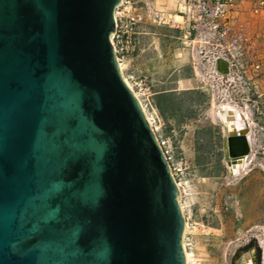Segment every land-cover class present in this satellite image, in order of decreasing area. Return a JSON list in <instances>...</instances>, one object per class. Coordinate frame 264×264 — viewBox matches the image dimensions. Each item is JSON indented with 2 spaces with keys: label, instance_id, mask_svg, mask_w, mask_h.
<instances>
[{
  "label": "water",
  "instance_id": "95a60500",
  "mask_svg": "<svg viewBox=\"0 0 264 264\" xmlns=\"http://www.w3.org/2000/svg\"><path fill=\"white\" fill-rule=\"evenodd\" d=\"M119 2L0 0V264H186L177 181L111 43ZM239 120L219 122L229 173L251 153Z\"/></svg>",
  "mask_w": 264,
  "mask_h": 264
},
{
  "label": "rangeland",
  "instance_id": "374dc122",
  "mask_svg": "<svg viewBox=\"0 0 264 264\" xmlns=\"http://www.w3.org/2000/svg\"><path fill=\"white\" fill-rule=\"evenodd\" d=\"M183 32L179 27L142 25L139 50L122 59L123 75L151 118L158 140L169 151L168 161L180 186L179 202L186 218L183 240L190 261L235 264L251 252L255 264H264V107L254 101L252 91L234 72H221ZM136 62L138 66L133 65ZM182 78H191L185 89L205 91L208 99L194 118L177 123L161 115L186 114L161 113L155 107L158 93L153 90L166 86L180 91L174 88ZM149 81L156 84L155 89L147 87ZM223 103L237 105L252 120L248 165L237 175L229 173L225 163L223 124L216 115ZM201 130L207 136L203 140ZM203 143L211 148L210 156L201 151Z\"/></svg>",
  "mask_w": 264,
  "mask_h": 264
},
{
  "label": "built area",
  "instance_id": "2783aa9c",
  "mask_svg": "<svg viewBox=\"0 0 264 264\" xmlns=\"http://www.w3.org/2000/svg\"><path fill=\"white\" fill-rule=\"evenodd\" d=\"M114 18L110 39L119 66L139 50L142 25L179 27L199 44L200 54L217 68L223 62L226 69L219 70L234 72L264 107V0H120Z\"/></svg>",
  "mask_w": 264,
  "mask_h": 264
},
{
  "label": "trees",
  "instance_id": "16d2710c",
  "mask_svg": "<svg viewBox=\"0 0 264 264\" xmlns=\"http://www.w3.org/2000/svg\"><path fill=\"white\" fill-rule=\"evenodd\" d=\"M195 94L196 97H192ZM208 96L205 91L200 89H184L180 91H168L158 93L156 95L155 107L161 112L165 111H178L186 115H161L163 118H173L177 123L182 122L188 118H194L196 116L197 109H199L205 102H207ZM194 104L196 107H194ZM202 140L207 138L204 134V130H201ZM201 151L206 152V156H210L211 148L208 144H201ZM200 159V158H199Z\"/></svg>",
  "mask_w": 264,
  "mask_h": 264
},
{
  "label": "bare ground",
  "instance_id": "6f19581e",
  "mask_svg": "<svg viewBox=\"0 0 264 264\" xmlns=\"http://www.w3.org/2000/svg\"><path fill=\"white\" fill-rule=\"evenodd\" d=\"M176 19L179 20L180 17L179 16H176ZM220 68L222 70H225L226 69V65L223 62H221L220 63ZM120 69H121V71L123 73L122 65H120ZM124 80H125V82L127 83V85L131 88V90L133 91V93L135 94V96L139 100V96L137 95V93L135 92V90L132 88V86L129 83V81L127 80V78H125V76H124ZM142 108H143V111H144V113H145V115H146V117H147L150 125L153 127L151 118L149 117V115L147 114V112H146V110H145V108L143 106H142ZM216 115H217L219 121L223 124L224 129H226V130L229 129L232 124L235 127H236V125H238V123L240 122L239 115H242V117L244 119V120L241 121L242 126H243V123H246V122L248 123V125H250V127L252 125V122H251L252 120L249 117V115L246 112H244L243 110H241L235 104H231V103H223V104H221L218 107L217 111H216ZM250 133H251V129H250V131L247 132L248 139H249V141L251 143L252 137H250ZM247 165H248V158H247V160L241 166L239 164H237L234 168H232L229 165L230 173L232 172V174L237 175L241 171H243L244 169H246ZM239 167H240V169H239ZM178 187L180 189V186L179 185H178ZM182 212H183V210H182ZM184 231H186V218H185V228H184ZM183 249H184L186 264H189V261H190L189 252L187 250L186 244L184 243V240H183ZM237 262H238L237 264H255L254 257H253V255H252L251 252H247V253L243 254L242 257Z\"/></svg>",
  "mask_w": 264,
  "mask_h": 264
},
{
  "label": "crops",
  "instance_id": "0c3cea01",
  "mask_svg": "<svg viewBox=\"0 0 264 264\" xmlns=\"http://www.w3.org/2000/svg\"><path fill=\"white\" fill-rule=\"evenodd\" d=\"M138 56H139V54L134 57V60H137ZM133 65L138 66L137 62L134 63ZM146 75H147V71H145V69H143L141 76L145 78ZM190 79L191 78H182V79H180L179 81H177L176 88H174V89L182 90V89L188 88L187 85L189 84ZM146 85H147V87H150L152 89L153 88L155 89V86H156V84L153 81H149ZM172 89H173L172 87L171 88H167L166 86H164L163 89L153 90V93L157 94V93H162V92H168V91H171Z\"/></svg>",
  "mask_w": 264,
  "mask_h": 264
}]
</instances>
